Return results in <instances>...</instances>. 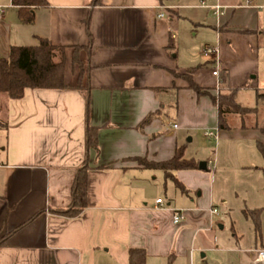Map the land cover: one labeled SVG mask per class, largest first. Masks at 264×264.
<instances>
[{
    "label": "crops",
    "instance_id": "obj_1",
    "mask_svg": "<svg viewBox=\"0 0 264 264\" xmlns=\"http://www.w3.org/2000/svg\"><path fill=\"white\" fill-rule=\"evenodd\" d=\"M216 4L222 6L218 17L210 8ZM0 6L3 57L11 46L32 45L38 37L71 46L88 43L91 35L89 123L99 127L97 150H87L85 99L78 91L26 88L18 99L0 92V237L11 232L0 246V264H128L130 247L145 250V264H167L170 258L172 264H264L256 260L264 250V220L259 233L253 228L246 247L240 246L242 235L221 240L213 232L218 211L211 209L218 206L211 167L219 157L212 148L207 155L199 144L202 139L216 145L249 142L261 157L250 153L252 164L263 176L257 142L264 144V135L246 125L244 116L231 113L225 117L229 127L219 129L210 97L197 96L172 74L206 63L193 79L211 94L218 92L220 78L211 74L209 59L182 62V45L201 32L211 41L203 47L219 48L220 68L227 71L225 90L255 79L259 44L252 17L262 4L106 0L94 6L91 0H47L46 6L31 9V24L20 22L11 0H0ZM248 17L250 24H243ZM234 116L239 124H232ZM207 130L215 137H206ZM180 146L184 158L207 166L173 172L186 193L164 178L163 170L136 160H167ZM83 163L91 167L86 207L66 217L58 211L70 204ZM103 164L105 169L96 168ZM260 192L263 204L246 209L264 205V177ZM157 198L163 200L158 209ZM173 210L183 211L178 223L172 221Z\"/></svg>",
    "mask_w": 264,
    "mask_h": 264
},
{
    "label": "trees",
    "instance_id": "obj_2",
    "mask_svg": "<svg viewBox=\"0 0 264 264\" xmlns=\"http://www.w3.org/2000/svg\"><path fill=\"white\" fill-rule=\"evenodd\" d=\"M106 0H91L94 6L105 5ZM12 5L17 7L18 18L23 24H31L34 20L32 8L44 7L47 0H11ZM92 37L83 45L58 46L54 45L48 38L38 37L35 44L32 45H13L10 47L7 57L0 55V92L5 93L9 98L18 99L24 94L26 88H50L61 90H74L83 94L85 99V146L86 149L98 147V130L99 127L89 123L90 114V65L89 57L91 55ZM206 64V63H205ZM198 64L187 68L184 72H172L175 78H180L186 82L187 88L194 91L197 96L208 95L211 101L217 106L218 110V128H228L226 123L227 114H238L239 117L246 113L256 110V107L250 108L242 106L236 101V92L243 87L227 89L226 92L218 91L216 94L210 93V88L202 87L193 79L194 73L207 66ZM213 66V64H212ZM220 83L227 82V71L219 70ZM255 100L264 101V90L255 93ZM151 119L148 115L144 123ZM242 127H246L242 123ZM252 127L259 129L264 135V124H254ZM257 148L263 158L261 167L264 177V144L257 142ZM184 149L182 146L176 148L174 155L167 160L146 161L139 158L136 160L141 165L150 166L163 170L164 178L171 179L176 188L182 193H186L183 184L174 176L176 170L199 169L198 162L193 158H184ZM91 167L83 163L78 167L74 182L71 188L70 204L63 210L58 211L66 217L78 216L86 207L87 188H88V171ZM97 169H105L106 165H99ZM264 211V205L255 209H244L246 217H250L253 222L255 233L260 232V215ZM23 224L16 227L20 228ZM14 230V231H15ZM11 232L0 237V246ZM146 252L140 247H130L128 249V264H145ZM167 264H172L171 258Z\"/></svg>",
    "mask_w": 264,
    "mask_h": 264
},
{
    "label": "rangeland",
    "instance_id": "obj_3",
    "mask_svg": "<svg viewBox=\"0 0 264 264\" xmlns=\"http://www.w3.org/2000/svg\"><path fill=\"white\" fill-rule=\"evenodd\" d=\"M251 1L253 4H262L261 8L257 10L259 12L257 17L255 12L252 17V23L256 21L258 28L259 66L258 70L252 74V76H256L255 79L250 78L248 83L243 87L240 86L241 88L236 92L238 103L245 107H256V110L244 114V118H242V121L249 126L264 124V101L256 102L255 100V93L264 90V0ZM248 19L249 17L243 24H250ZM207 30L211 32L210 28ZM207 39L209 36L201 34V32L192 39H187L181 50L183 64H197L203 61L204 56L201 54V50L205 43L211 42ZM218 91L226 92L225 85L220 83ZM231 122L239 124L240 120L238 116H234ZM214 142L216 143L209 139H202L199 142L201 146L207 148V155L210 154L209 151L212 148V151L215 150V156L219 157V161L217 160L211 167L213 198L218 206V224L214 226L213 232L221 240L227 237L233 238V234L242 235L240 246L246 247L251 244L253 222L250 217L244 215L243 210L263 204V193L260 192L263 176L260 169H256L252 164L253 159L250 157V153H255L259 159L261 157L255 146L250 145L249 142H244L247 143V146L238 145V142L235 141H217V145ZM223 197L227 199L226 203L221 202ZM260 220H264V211L260 215ZM199 256L201 257V254Z\"/></svg>",
    "mask_w": 264,
    "mask_h": 264
},
{
    "label": "built area",
    "instance_id": "obj_4",
    "mask_svg": "<svg viewBox=\"0 0 264 264\" xmlns=\"http://www.w3.org/2000/svg\"><path fill=\"white\" fill-rule=\"evenodd\" d=\"M210 8L212 9V13L213 15H215L216 17L220 16L222 14V6L219 4L216 5H212L210 6ZM2 7L0 6V12L2 11ZM160 17L163 16V13L159 14ZM201 54L206 58L209 59L211 61V63L213 64V67L211 69V74L215 77H219V70H220V58H219V48L217 45L214 46H205L203 47ZM219 88H217L218 90ZM174 127H176V125H174ZM205 136L212 138L215 137V134L211 131V130H207L205 132ZM209 165L211 164V162L209 161L208 163ZM163 204V200L161 198H157L155 200V205L154 208L158 209L161 208ZM211 212L213 213H217V209L216 208H212ZM184 218L183 215V211L181 210H173L172 213V221L174 223H178L180 222L182 219ZM257 261H262L264 260V250H260L257 252V257H256Z\"/></svg>",
    "mask_w": 264,
    "mask_h": 264
},
{
    "label": "water",
    "instance_id": "obj_5",
    "mask_svg": "<svg viewBox=\"0 0 264 264\" xmlns=\"http://www.w3.org/2000/svg\"><path fill=\"white\" fill-rule=\"evenodd\" d=\"M206 162L205 161H199V163H198V168L200 169V170H205L206 169Z\"/></svg>",
    "mask_w": 264,
    "mask_h": 264
}]
</instances>
